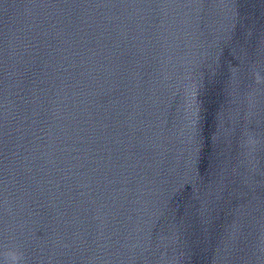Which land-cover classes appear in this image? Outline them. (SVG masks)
Segmentation results:
<instances>
[{"label": "clouds", "instance_id": "9594fccd", "mask_svg": "<svg viewBox=\"0 0 264 264\" xmlns=\"http://www.w3.org/2000/svg\"><path fill=\"white\" fill-rule=\"evenodd\" d=\"M18 260V257L17 256H13V261H14V264H15V261H17Z\"/></svg>", "mask_w": 264, "mask_h": 264}]
</instances>
